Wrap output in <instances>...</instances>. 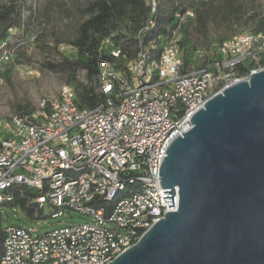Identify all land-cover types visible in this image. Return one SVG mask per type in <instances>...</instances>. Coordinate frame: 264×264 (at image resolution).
Segmentation results:
<instances>
[{"label": "built area", "instance_id": "obj_1", "mask_svg": "<svg viewBox=\"0 0 264 264\" xmlns=\"http://www.w3.org/2000/svg\"><path fill=\"white\" fill-rule=\"evenodd\" d=\"M145 2L148 17L132 57L110 40L101 44L113 62L99 64L97 90L105 97L100 105L80 109L65 86L29 113L0 117V203L26 187L41 194L34 202L51 219L63 221L42 234L6 225L0 264L111 263L176 210L177 189L168 209L172 203L163 201L171 199L162 196L171 194H163L169 190L160 188L158 173L170 143L191 128L192 115L224 88L264 71L261 32L197 50L194 58L208 62L184 72L181 28L194 13H174L166 35H156L158 0ZM0 47L5 64L13 50Z\"/></svg>", "mask_w": 264, "mask_h": 264}, {"label": "water", "instance_id": "obj_2", "mask_svg": "<svg viewBox=\"0 0 264 264\" xmlns=\"http://www.w3.org/2000/svg\"><path fill=\"white\" fill-rule=\"evenodd\" d=\"M159 169L177 208L109 264H264V71L190 119Z\"/></svg>", "mask_w": 264, "mask_h": 264}, {"label": "trees", "instance_id": "obj_3", "mask_svg": "<svg viewBox=\"0 0 264 264\" xmlns=\"http://www.w3.org/2000/svg\"><path fill=\"white\" fill-rule=\"evenodd\" d=\"M27 0H0V46L6 44V49L12 51V56H16L14 62L10 64L0 63V73L4 79L12 71L13 67L19 63L20 50L25 45L31 43L25 37V32H20L22 24L21 10ZM218 0H158L156 14V28L152 31L156 35H166L167 29L174 25L173 14L176 12L191 11L194 19L188 20L181 28L182 39L180 47L182 49L183 71L188 72L199 69L208 62H203L194 58L198 49L196 38L206 37V28L214 3ZM84 12L87 18L78 25L77 35L69 43L74 51L73 56H66L61 52L58 54L61 61L46 64V68L54 73L66 77V85L75 94V102L80 109H93L100 105L105 97L97 90V76L99 64L103 62H113L108 54L107 48L101 49V44L105 40H110L113 48L120 50L127 57L134 55L132 49L136 45V35L142 28L148 17V8L145 0H91L85 7ZM13 29V35L8 34V29ZM151 32V33H152ZM264 32V15L255 21L250 33ZM231 37V36H230ZM227 36L215 39L216 45L221 44ZM142 41L148 40V35L141 37ZM39 43V40L32 42ZM111 49V48H110ZM1 54V47H0ZM11 56V57H12ZM120 65L121 61H117ZM118 65V66H119ZM244 66H251L244 64ZM84 74V83L78 80V75ZM30 105H17L14 112L33 111ZM14 198L10 202L0 203V257L4 239V227L8 225L9 218L3 217L5 209L21 211L26 219L34 223L38 220L50 218L44 209L40 208L34 201L41 194L26 188L20 187L11 191ZM18 226V225H17Z\"/></svg>", "mask_w": 264, "mask_h": 264}, {"label": "rangeland", "instance_id": "obj_4", "mask_svg": "<svg viewBox=\"0 0 264 264\" xmlns=\"http://www.w3.org/2000/svg\"><path fill=\"white\" fill-rule=\"evenodd\" d=\"M91 0H27L21 10L22 24L20 32L31 43L17 52L21 53L19 63L4 79L0 73V117L14 114L17 105H30L36 108L41 100L56 97L63 87H68L66 77L54 74L46 64L61 61L58 52L73 56L69 43L77 35V27L86 18L84 12ZM264 15V0H218L210 12L206 28V37L198 36L196 43L201 51H210L216 45L215 39L221 36H234L250 33L255 21ZM33 38L39 43L32 42ZM16 57V56H15ZM10 58V64L14 62ZM84 83V74L78 75ZM3 217L9 218L8 225L34 227L42 234L62 225L60 219H44L34 224L25 218L21 211L5 209ZM72 221L79 222L77 218Z\"/></svg>", "mask_w": 264, "mask_h": 264}]
</instances>
